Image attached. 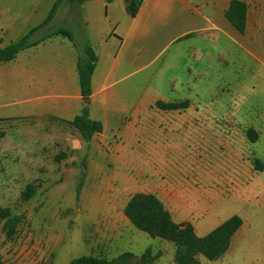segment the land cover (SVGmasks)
I'll use <instances>...</instances> for the list:
<instances>
[{
    "label": "rangeland",
    "instance_id": "374dc122",
    "mask_svg": "<svg viewBox=\"0 0 264 264\" xmlns=\"http://www.w3.org/2000/svg\"><path fill=\"white\" fill-rule=\"evenodd\" d=\"M58 1L0 0V47L39 26ZM120 14L113 12L119 21ZM173 18L143 41L142 57L132 58L127 46L108 88L91 103L85 99L89 117L104 128V135L90 142L58 119L80 115L84 109L80 113L78 103L53 107L55 117L27 115L38 111L22 102L27 50L1 63L0 214L8 209L18 220L9 239L7 218L0 215V257L6 264H71L83 255L116 259L125 252L140 257L148 249L145 263L176 264L175 244L138 230L128 218L125 226L119 216L132 195L156 194L160 186L176 190L183 202L177 220L193 222L199 237L241 217L226 253L213 261L199 256L202 264H264L263 38L257 34L248 46L240 40L235 45L219 34L218 47L212 41L201 44L205 55L198 60L188 55V37L171 41L182 33L181 20ZM130 21L127 16L125 23ZM59 29L69 30L75 43L49 37ZM113 29L103 5L63 0L31 41L64 43L61 73L70 93L75 75L69 62L77 54L85 58L87 45L97 48L96 92L117 52L114 41L105 43ZM184 101L189 102L185 109L157 106ZM77 140L83 150L72 147ZM29 185L35 192L27 199ZM115 228L120 229L115 233ZM110 235L116 238L107 242Z\"/></svg>",
    "mask_w": 264,
    "mask_h": 264
},
{
    "label": "crops",
    "instance_id": "0c3cea01",
    "mask_svg": "<svg viewBox=\"0 0 264 264\" xmlns=\"http://www.w3.org/2000/svg\"><path fill=\"white\" fill-rule=\"evenodd\" d=\"M231 1L233 0H143L137 15L131 17L126 9V0H85L86 4L91 3L94 6L98 4L103 5L105 17L111 27L114 26V29L110 31L106 38L105 43L108 44L110 41H114L118 45L117 52L111 55L114 56V58L109 72L107 71V75L105 73L106 77L102 78V80H100L99 77L98 81L101 82V85H99L98 91L92 92L89 103L94 100L97 93H103L108 88L110 76L120 68L122 57L126 53V47L128 46L132 52V58L136 59L139 58V56L142 57L143 46H145L143 41L151 34H158L164 27L173 23V14L175 18L181 20L182 33L173 37L171 41L177 38L185 40V38L188 37L186 40L190 45L188 46V55L194 56L198 60L205 55V53L202 52L203 49L201 44L212 41L217 44L216 47H218L221 43L220 35L227 38L225 41L233 42L235 45H237L240 40L248 46L252 41H255L257 34L262 36L264 41V0H241L245 2L248 7L247 28L244 34L240 33L226 18V11ZM119 6H121V10L118 9ZM116 9L122 13L120 14V21L118 17L113 16V12ZM127 16L131 19L128 24L125 23ZM216 33H218V35ZM193 35L195 36L193 37ZM1 39L3 38L0 37V41ZM51 39L52 38H50V40L47 39L45 42L34 46L35 49L33 47L26 49V54L30 55V57H33L30 53L34 52L29 51H37L34 53L37 57L36 62L33 63L30 57H26L27 60L22 67L23 72L28 73L26 75L28 77L27 82L24 84L27 93L22 94V102L38 108L36 112L32 111L27 113L30 117H55L50 116L54 114L51 111L53 107L57 106L58 109L64 110L65 108L67 109L70 102L78 103L77 107L80 113L87 107L79 86V77L77 73L78 54L75 55V59L69 62L70 70L74 72L75 75L72 82L73 85H75V89L70 93L68 90L70 82L68 79L63 78L61 73L63 65L65 66V62L62 59V48L64 43H52L50 42ZM5 46L7 45L3 43L0 49ZM47 50H49L48 54L45 53ZM94 50L98 56V63L93 74L92 87L95 85L94 79L98 73L101 58L97 48H94ZM223 54H225V57L228 55L226 52ZM229 56H231L230 52ZM187 66L189 72H191L189 65ZM35 72H38V76L34 75ZM103 103L105 104V101H103ZM58 119L67 123L71 121L70 119H65L62 115ZM101 135H104V131L95 134L93 140ZM72 147L79 149V151L83 150L81 140H77L76 144L74 143ZM155 195L163 202L173 219L177 223H180L177 219L180 216V204H183V202L176 190L167 186H160ZM124 208L119 210V216L122 219L123 225H125L127 219ZM182 223L193 224L191 221H184ZM119 229L120 228H115V233L119 231ZM102 236L106 239V235ZM112 236L114 237L112 238ZM115 238V235H110L107 238V242H112ZM110 247L111 245H109L107 250H109Z\"/></svg>",
    "mask_w": 264,
    "mask_h": 264
},
{
    "label": "trees",
    "instance_id": "16d2710c",
    "mask_svg": "<svg viewBox=\"0 0 264 264\" xmlns=\"http://www.w3.org/2000/svg\"><path fill=\"white\" fill-rule=\"evenodd\" d=\"M63 0H59L50 11L46 20L39 26L31 29L24 37L16 43L9 44L0 49V63L10 62L17 58L18 54L28 48L37 46L43 38L38 41H31L33 34L40 28L48 25L55 16L58 5ZM69 3L84 4L85 0H66ZM143 0H126V9L131 17H135L142 5ZM247 4L241 0L231 1L226 11L228 21L242 34L247 28ZM52 36H62L73 41V35L69 30L59 29L50 34ZM86 55L83 59H78L77 73L79 77V86L81 95L88 99L92 95V77L98 63V56L90 45L85 47ZM157 106L163 110H179L189 107V102H169L157 103ZM77 129L83 139L90 142L95 134L102 133L103 124L98 120L89 117L86 109L80 115L74 117L68 122ZM35 192L34 187L29 185L25 196L30 199ZM1 217L7 218L5 222V232L11 239L16 232L18 220L11 216L10 210H2ZM126 217L140 231L149 234L151 237L160 238L176 245L174 261L176 264H202L199 256L213 261L219 259L228 250L233 236L242 226V219L239 216H233L218 227L213 229L204 237H199L192 224L177 223L171 213L166 209L163 202L151 193H137L130 197L124 208ZM151 250L138 257L130 252L121 254L116 259H107L95 255H83L74 260L71 264H148L145 263L147 256H150ZM0 264L6 262L0 257Z\"/></svg>",
    "mask_w": 264,
    "mask_h": 264
},
{
    "label": "water",
    "instance_id": "95a60500",
    "mask_svg": "<svg viewBox=\"0 0 264 264\" xmlns=\"http://www.w3.org/2000/svg\"><path fill=\"white\" fill-rule=\"evenodd\" d=\"M87 102H88V103L90 102L89 99H87ZM46 264H49V262H47Z\"/></svg>",
    "mask_w": 264,
    "mask_h": 264
}]
</instances>
